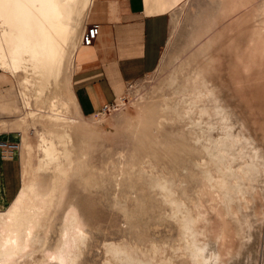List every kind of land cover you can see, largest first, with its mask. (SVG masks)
<instances>
[{
    "label": "rangeland",
    "instance_id": "374dc122",
    "mask_svg": "<svg viewBox=\"0 0 264 264\" xmlns=\"http://www.w3.org/2000/svg\"><path fill=\"white\" fill-rule=\"evenodd\" d=\"M92 1L0 0V138L21 147L0 212L28 205L46 236L15 264H41L65 232L74 264H264V0H184L157 67L117 111L80 116L69 87Z\"/></svg>",
    "mask_w": 264,
    "mask_h": 264
},
{
    "label": "crops",
    "instance_id": "0c3cea01",
    "mask_svg": "<svg viewBox=\"0 0 264 264\" xmlns=\"http://www.w3.org/2000/svg\"><path fill=\"white\" fill-rule=\"evenodd\" d=\"M183 1L91 2L92 11L89 16V6L86 22L89 17L88 24L99 25V34L92 45H81L75 53L69 87L80 116L97 113L104 104L120 96L127 84L157 67L167 38L170 13ZM1 76L0 73V79ZM14 135L8 136L12 140ZM20 166L18 161L0 155V204L10 203L17 195Z\"/></svg>",
    "mask_w": 264,
    "mask_h": 264
},
{
    "label": "bare ground",
    "instance_id": "6f19581e",
    "mask_svg": "<svg viewBox=\"0 0 264 264\" xmlns=\"http://www.w3.org/2000/svg\"><path fill=\"white\" fill-rule=\"evenodd\" d=\"M26 6L30 9L31 15L35 21H38L40 13L39 8L41 7L35 9L33 6H30V3L26 4ZM28 22L31 23L30 18H28ZM214 117L217 118L218 121H223L225 111L220 105L215 107ZM75 123H77L76 120L67 117L59 121H52V124L68 129ZM210 126L211 124L209 127ZM29 149L30 147L26 146V150ZM250 170L252 174L256 171L254 165H252ZM24 209L25 210H21L15 207L11 212H0V264H15L16 261H20V259L24 257L32 256L34 252H40L44 245V237L46 236L38 232V217L31 212L32 208L28 207V205L27 207L25 206ZM78 233V229L76 230L75 228L72 230L73 236H77ZM79 255L80 248L74 245L71 236L65 232L61 235L57 250L49 258L43 260L41 264H74ZM114 255L119 256L116 253H114Z\"/></svg>",
    "mask_w": 264,
    "mask_h": 264
},
{
    "label": "built area",
    "instance_id": "2783aa9c",
    "mask_svg": "<svg viewBox=\"0 0 264 264\" xmlns=\"http://www.w3.org/2000/svg\"><path fill=\"white\" fill-rule=\"evenodd\" d=\"M99 34V25L89 24L87 25L83 36L81 38V45L84 47L92 45L97 39ZM118 106L116 102L109 104H104L98 113L100 115H106L117 111ZM20 145L16 141L0 139V155L6 159H14V157L19 153Z\"/></svg>",
    "mask_w": 264,
    "mask_h": 264
}]
</instances>
